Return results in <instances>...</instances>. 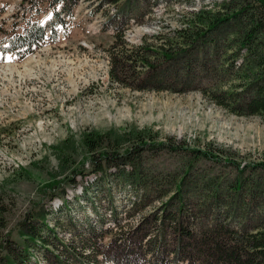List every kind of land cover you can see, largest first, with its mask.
<instances>
[{"label":"rangeland","instance_id":"rangeland-1","mask_svg":"<svg viewBox=\"0 0 264 264\" xmlns=\"http://www.w3.org/2000/svg\"><path fill=\"white\" fill-rule=\"evenodd\" d=\"M52 1L0 0V264L9 240L25 245L20 223L29 213L58 202L66 192L80 193L82 184L99 175L88 174L89 154L81 142L84 131L115 130L130 137L132 131L150 129L175 144L180 141L184 145L185 141L193 147L223 149L243 163L264 155V116L236 115L199 90L133 89L113 82L109 74L111 51L119 36L132 46L146 43L157 47L161 40L155 35L173 32L186 18L196 21L204 8L214 11L224 0H132L126 18L118 12L122 2L79 0L72 15H61L64 23L55 20ZM124 19L127 25L121 22ZM29 20L47 26L48 40L35 52L20 57L6 49L9 38L22 32ZM236 83L229 81L224 89ZM189 159L182 151L161 152L148 160V165L159 173L179 175ZM213 172L224 178L231 175L226 165L205 159L194 162L191 175L195 179ZM118 185L111 190L115 201L127 203L123 198L127 193ZM102 195L98 193L95 201L99 203ZM161 202L153 201L140 215H149ZM85 205L90 207L77 201L64 207L60 220L82 217L78 215L86 210ZM54 221L48 218L52 228ZM138 221L125 218L119 229L105 232L99 226L93 234H82L83 238L86 226L75 230L67 224L57 227L63 240L75 238L71 251L62 258L67 264L98 260L96 264H163L167 258L162 253L145 255L138 247L133 232ZM155 224L150 222L148 229L153 230ZM36 225L43 236L50 237L51 245L34 247L26 264H58L54 253H61L62 245L47 228ZM130 230L129 237L121 235L123 242L114 239ZM171 264L187 263L173 260Z\"/></svg>","mask_w":264,"mask_h":264},{"label":"trees","instance_id":"trees-1","mask_svg":"<svg viewBox=\"0 0 264 264\" xmlns=\"http://www.w3.org/2000/svg\"><path fill=\"white\" fill-rule=\"evenodd\" d=\"M104 1L116 5L122 2L118 12L124 18L132 5V0ZM78 2L53 0L55 20L64 23L61 15H72ZM219 5L221 8L214 11L204 8L196 21L186 18L173 32L155 35L161 40L157 47L146 43L132 46L123 35L120 40L116 38L111 51V80L138 90H199L236 115L264 116V0H224ZM121 22L128 24L127 19ZM47 40V26L29 20L22 32L9 38L6 50L25 57ZM229 81L238 83L224 89ZM131 133L130 137L115 130L82 133L81 142L91 165L88 174L99 175L82 184L80 193L62 195L57 206L29 213L20 223L25 245L9 240L1 264H26L34 247L51 245L49 236H43L36 223L47 228L62 245L61 253L54 255L58 264H67L62 255L71 251L75 238L63 240L57 227L67 224L75 230L86 226L82 238L87 232L95 233L99 226L104 232L119 229L125 218L141 213L155 200H162L160 207L141 216L133 230L145 255L162 253L167 258L163 264L173 260L187 264H264V155L243 163L223 149L217 152L210 146L193 147L185 141L184 145L180 141L175 144L150 129ZM171 151L190 155L189 164L179 175L159 173L148 165L156 154ZM204 159L226 165L231 175L224 178L213 172L193 179L194 162ZM166 178L163 184L161 180ZM114 184H122L123 193H127L123 198L129 203L115 201L111 191ZM101 192L104 195L98 203L96 196ZM76 201L90 207L85 205L86 210L78 215L82 217L60 220L64 207ZM49 217L55 220L54 228L49 225ZM150 222L156 223L153 230L147 227ZM123 234L129 237L132 230L114 239L123 242Z\"/></svg>","mask_w":264,"mask_h":264}]
</instances>
